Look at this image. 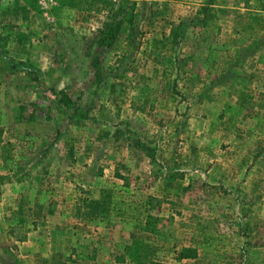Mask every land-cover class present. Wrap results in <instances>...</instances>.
I'll return each instance as SVG.
<instances>
[{
    "label": "rangeland",
    "instance_id": "1",
    "mask_svg": "<svg viewBox=\"0 0 264 264\" xmlns=\"http://www.w3.org/2000/svg\"><path fill=\"white\" fill-rule=\"evenodd\" d=\"M0 175V264H264V0L0 2Z\"/></svg>",
    "mask_w": 264,
    "mask_h": 264
},
{
    "label": "trees",
    "instance_id": "2",
    "mask_svg": "<svg viewBox=\"0 0 264 264\" xmlns=\"http://www.w3.org/2000/svg\"><path fill=\"white\" fill-rule=\"evenodd\" d=\"M122 25V20L117 18V16L111 14L108 18V20L104 23L103 28L100 31L99 37L96 41L97 51L93 54L90 66L94 71V78L96 79L95 82H98L99 77V67L101 65L102 60L104 59V56L108 49L111 47L115 39L117 38V35L119 33V30ZM9 69L11 72H19L23 71L25 76L31 80L36 85L40 84V78L37 75H34V67L30 63L24 61V60H11V63L9 65ZM36 72V71H35ZM54 97L55 99L53 102L55 103V106L62 111V113L67 117L68 120H70L74 115L73 113H77L78 111V99L81 94L76 95L74 98V95L68 92L67 88H62L59 91H54ZM30 108H26L24 105L19 107V117L20 118H27V119H35L36 116V110L38 109V105L36 102H31L29 104ZM48 110H51V106H48ZM26 111L27 115L22 113ZM72 111V112H71ZM3 176L0 175V185L2 183ZM10 235L13 234V227L9 228ZM25 236L19 235L15 236V239L18 241H24ZM195 249L191 247L182 248V250L179 252L178 257L179 258H189L195 256ZM154 264V263H152Z\"/></svg>",
    "mask_w": 264,
    "mask_h": 264
},
{
    "label": "crops",
    "instance_id": "3",
    "mask_svg": "<svg viewBox=\"0 0 264 264\" xmlns=\"http://www.w3.org/2000/svg\"><path fill=\"white\" fill-rule=\"evenodd\" d=\"M12 55V57L16 58L17 60H26L28 59V55H26L25 53H23V55L21 54H14V53H10ZM31 120V119H30ZM50 152L46 149V148H43L42 151H41V155H39L37 152H35L33 155H37V156H40L41 158H43V162L42 163H36L37 165H35L37 168H36V171H46V170H49L51 169V156H50ZM46 156V157H45ZM49 156V157H48ZM39 182L41 181L39 178H38ZM38 186V183L36 182V178H34L32 184H30V187L32 188L31 190H29L28 192V195H29V198L31 203H32V206L34 209H36L39 205L36 204L37 203V198H36V195H37V192H36V189H34L35 187ZM33 209V210H34ZM21 244H25L24 242L21 243ZM65 255V254H64Z\"/></svg>",
    "mask_w": 264,
    "mask_h": 264
},
{
    "label": "built area",
    "instance_id": "4",
    "mask_svg": "<svg viewBox=\"0 0 264 264\" xmlns=\"http://www.w3.org/2000/svg\"><path fill=\"white\" fill-rule=\"evenodd\" d=\"M6 0H0V2H3ZM37 4V6L45 12H48L50 9H52L54 6H56L61 0H34Z\"/></svg>",
    "mask_w": 264,
    "mask_h": 264
}]
</instances>
